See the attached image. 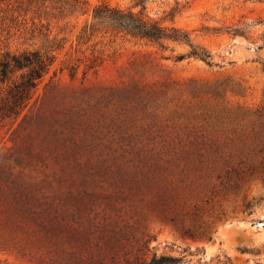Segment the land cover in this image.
I'll return each mask as SVG.
<instances>
[{
  "label": "rangeland",
  "instance_id": "374dc122",
  "mask_svg": "<svg viewBox=\"0 0 264 264\" xmlns=\"http://www.w3.org/2000/svg\"><path fill=\"white\" fill-rule=\"evenodd\" d=\"M137 1L88 0L43 28L0 3L1 45L41 48L48 30L62 44L22 114L0 126L30 201L0 214V264H73L75 248L147 239V256L181 264H264V0H145L207 61L182 42L79 39L96 5Z\"/></svg>",
  "mask_w": 264,
  "mask_h": 264
},
{
  "label": "trees",
  "instance_id": "16d2710c",
  "mask_svg": "<svg viewBox=\"0 0 264 264\" xmlns=\"http://www.w3.org/2000/svg\"><path fill=\"white\" fill-rule=\"evenodd\" d=\"M15 6L19 16L32 14L31 20L62 19L77 11H82L88 0H0ZM140 10L135 6L120 7L109 3L96 5L92 12V21L86 24L79 39H87L95 32L121 33L165 48L166 41L182 42L190 45L189 55L207 61L211 54L192 42L188 32L163 26L152 20L145 12V0H138ZM170 20L174 15L168 14ZM43 28V23H41ZM42 33V32H40ZM44 44L41 48L11 50L8 45L0 44V126L16 120L27 107L29 100L48 72L55 59V51L62 47L56 36L42 33ZM184 55H178L182 59ZM21 165V158L16 153L9 156L0 153V214H23L30 210V201L26 196L25 185L14 173V168ZM6 200H2V198ZM3 208V209H1ZM150 251L149 239L140 244V248H75L72 254L73 264H181V257L169 254H157Z\"/></svg>",
  "mask_w": 264,
  "mask_h": 264
}]
</instances>
